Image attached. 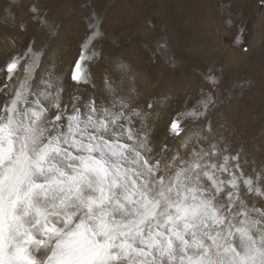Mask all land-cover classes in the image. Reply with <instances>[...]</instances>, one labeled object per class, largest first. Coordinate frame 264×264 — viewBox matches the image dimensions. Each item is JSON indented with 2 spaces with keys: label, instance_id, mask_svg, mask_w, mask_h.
Wrapping results in <instances>:
<instances>
[{
  "label": "snow or ice",
  "instance_id": "6c2138e0",
  "mask_svg": "<svg viewBox=\"0 0 264 264\" xmlns=\"http://www.w3.org/2000/svg\"><path fill=\"white\" fill-rule=\"evenodd\" d=\"M30 11L47 25L38 5ZM86 27L70 79L95 89L102 32L92 16ZM46 56L29 45L0 63V264H264V168L249 173L242 151L221 147L214 93L202 90L186 113L203 125L182 141L184 154L168 155L152 146L144 117L153 105L134 103L139 74L129 64L110 61L120 85H133L127 96L107 70V96L77 95ZM205 79L218 84L211 69ZM169 132H184L180 116Z\"/></svg>",
  "mask_w": 264,
  "mask_h": 264
},
{
  "label": "rangeland",
  "instance_id": "374dc122",
  "mask_svg": "<svg viewBox=\"0 0 264 264\" xmlns=\"http://www.w3.org/2000/svg\"><path fill=\"white\" fill-rule=\"evenodd\" d=\"M10 16L4 22L5 9ZM38 5L47 25L32 18ZM98 18L102 36L96 43L99 56L90 65L91 86H73L70 67L80 51L88 18ZM231 17L232 26L224 20ZM23 23L26 31L19 25ZM48 26H53L55 34ZM241 29L243 30L241 33ZM240 34L241 39L234 41ZM29 45L44 49L46 60L64 86L77 95H108L101 87L106 70L113 75L120 95L132 84L121 86L110 61L123 60L139 76L134 103L153 107L145 113L154 149L167 145L168 155L193 137L203 125L186 115L199 108L203 92L214 93L209 112L213 135L242 151L246 171L264 168V7L261 0H0V63ZM213 70V87L205 74ZM6 93L0 85V100ZM67 98V97H65ZM181 117L180 137L169 132L170 122ZM139 126V123L137 124ZM183 139V140H181ZM257 207L260 200L252 197ZM251 206V203L250 205Z\"/></svg>",
  "mask_w": 264,
  "mask_h": 264
},
{
  "label": "bare ground",
  "instance_id": "6f19581e",
  "mask_svg": "<svg viewBox=\"0 0 264 264\" xmlns=\"http://www.w3.org/2000/svg\"><path fill=\"white\" fill-rule=\"evenodd\" d=\"M181 140H183V139H181Z\"/></svg>",
  "mask_w": 264,
  "mask_h": 264
}]
</instances>
